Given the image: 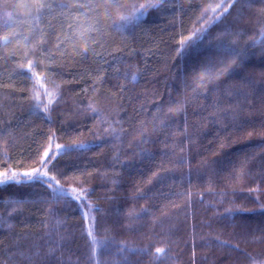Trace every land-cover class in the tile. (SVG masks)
<instances>
[{
  "label": "trees",
  "instance_id": "1",
  "mask_svg": "<svg viewBox=\"0 0 264 264\" xmlns=\"http://www.w3.org/2000/svg\"><path fill=\"white\" fill-rule=\"evenodd\" d=\"M111 2L0 0V180L41 168L49 143L88 146L42 169L84 200L53 202L40 182L0 186V264H96L90 226L100 264H264V136L247 135L264 122V6ZM149 4L138 22L120 19ZM220 44L242 54L233 71L167 113L194 68L229 59ZM54 85L48 112L37 109L34 87L47 103Z\"/></svg>",
  "mask_w": 264,
  "mask_h": 264
},
{
  "label": "snow or ice",
  "instance_id": "2",
  "mask_svg": "<svg viewBox=\"0 0 264 264\" xmlns=\"http://www.w3.org/2000/svg\"><path fill=\"white\" fill-rule=\"evenodd\" d=\"M235 2V0H233ZM249 3L254 2V0H248ZM258 2L264 6V0H258ZM106 4H109L112 7H119L117 4H112L111 0H106ZM45 5L40 4L39 8H43ZM51 7V5H48ZM59 7H66L65 5H60ZM156 5H132L133 11L130 15L121 16L120 19L124 21L126 24H133L138 22L139 20L143 19L146 16L147 9L149 8H156ZM231 7V4L223 6V11L227 12L228 8ZM261 11L264 12V7L261 8ZM206 31V30H205ZM199 39H203V34L200 35ZM5 43H7L8 38H4ZM181 45L185 44L184 40L180 41ZM194 47V45L190 46ZM217 49L224 53L226 56L229 57L228 60L225 59H213L208 57L205 61H203L197 68H194L191 72V81L189 82L187 79L183 81V89L184 95L180 96L177 94L176 99H172L171 95L169 97L167 113H179L182 112L189 102V90L191 93L192 98H196L199 95L203 94L204 90H207L208 85L214 81L220 80L225 75L230 74L233 71V65L236 64L237 57L242 55L238 50L234 48H229L226 45L220 44L216 46ZM181 52H184V49H181ZM27 68L29 72V79L33 80L34 86L40 84V87L43 88V85L40 83L38 74L35 71V67L33 65L32 60H28ZM131 80L135 82L137 77L135 75L131 76ZM58 88V85L53 86V90H44V96L47 97V103L40 99V96L35 90L33 93V100L35 102V107L40 109L44 112H48L52 103L55 102L57 94L55 89ZM89 110L97 113L101 120L107 125L108 128H112L111 123L103 116L102 113H99V110L96 109L93 105L89 104ZM155 111L157 113H161L164 111L163 105H157ZM167 113L163 116L154 117V119H159L160 124H164V120L166 118ZM107 130V128H106ZM112 131L115 132V129L112 128ZM240 132H244L245 129L243 126L239 129ZM253 134L264 136V122H261L259 127H252L251 131L247 132L248 136H252ZM50 141L53 140V137H49ZM88 146L84 144H73L72 146L65 147L59 143H49L47 148L42 153V161L46 163L41 164V168H36L30 172H24L22 174H17L15 172H11V170L6 171L3 173L4 179L0 180V186H6L8 184H32L34 182H40L42 185L46 186L49 194L52 198L53 202L59 203L61 200L71 196L74 200H84L85 194L83 191L77 192L75 188H72L71 191L66 190L64 187L61 186L60 180L57 178L56 175L50 174L48 171H42L43 168L47 167V163H51L52 160H55L56 156L61 153V151L68 152L72 148L75 150L86 149ZM51 153V155H50ZM15 203H22V201L16 200ZM3 203V201H0ZM89 209H91V205H87ZM87 216L88 213H85ZM132 215V214H130ZM59 224V221H57ZM87 234L91 237V245H92V259L96 261V264H100V261L96 258V248L97 246L103 247L104 242L98 241L93 231V227H88L86 229ZM123 247L121 251H123ZM156 258L159 259L161 256L165 255V249L163 247H157L155 249ZM253 264L255 262L253 261Z\"/></svg>",
  "mask_w": 264,
  "mask_h": 264
}]
</instances>
